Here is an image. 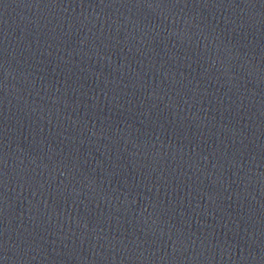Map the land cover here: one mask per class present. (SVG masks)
I'll use <instances>...</instances> for the list:
<instances>
[{"label":"water","instance_id":"95a60500","mask_svg":"<svg viewBox=\"0 0 264 264\" xmlns=\"http://www.w3.org/2000/svg\"><path fill=\"white\" fill-rule=\"evenodd\" d=\"M0 264H264V0H0Z\"/></svg>","mask_w":264,"mask_h":264}]
</instances>
